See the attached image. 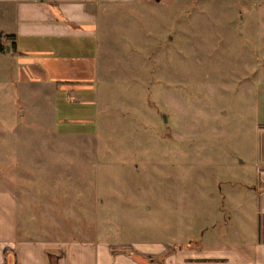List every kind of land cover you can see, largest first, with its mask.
Wrapping results in <instances>:
<instances>
[{"label":"rangeland","instance_id":"rangeland-1","mask_svg":"<svg viewBox=\"0 0 264 264\" xmlns=\"http://www.w3.org/2000/svg\"><path fill=\"white\" fill-rule=\"evenodd\" d=\"M152 2L139 47L104 57L98 133H54L53 98L20 79L4 39L0 189L23 236L241 247L261 234L264 0Z\"/></svg>","mask_w":264,"mask_h":264},{"label":"crops","instance_id":"crops-1","mask_svg":"<svg viewBox=\"0 0 264 264\" xmlns=\"http://www.w3.org/2000/svg\"><path fill=\"white\" fill-rule=\"evenodd\" d=\"M152 1L0 0V30L10 33L6 49L17 57L20 79L41 82L38 97L53 98L54 133H98L97 82L106 78L104 57L119 51V43L132 42V50L139 47L135 34L154 14ZM127 45L120 50H127ZM45 85L52 87V94ZM50 153L60 158L56 150ZM262 160L253 193L259 216H264ZM18 226L16 198L9 189H0V264H264V222L256 241L241 247L200 243L172 247L154 240L132 241L131 247L103 239L24 240L17 239Z\"/></svg>","mask_w":264,"mask_h":264},{"label":"trees","instance_id":"trees-1","mask_svg":"<svg viewBox=\"0 0 264 264\" xmlns=\"http://www.w3.org/2000/svg\"><path fill=\"white\" fill-rule=\"evenodd\" d=\"M9 36H10V33H5L3 30H0V51L5 50L4 39L9 37ZM22 233H23L22 230L18 226L17 227V239H24V240L43 239V238L31 236V235L23 236ZM179 245H177V246H179Z\"/></svg>","mask_w":264,"mask_h":264}]
</instances>
